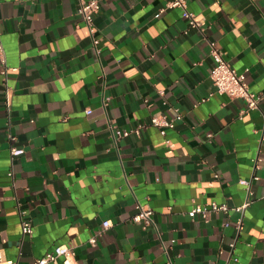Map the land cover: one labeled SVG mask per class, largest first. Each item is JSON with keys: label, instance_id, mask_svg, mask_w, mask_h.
Masks as SVG:
<instances>
[{"label": "crops", "instance_id": "0c3cea01", "mask_svg": "<svg viewBox=\"0 0 264 264\" xmlns=\"http://www.w3.org/2000/svg\"><path fill=\"white\" fill-rule=\"evenodd\" d=\"M81 1L0 0L4 257L33 264L65 244L74 264H264V0H186L198 29L172 0H100L99 55ZM210 43L258 109L240 116L246 102L216 92ZM110 123L132 133L115 143ZM210 202L229 212L188 216ZM138 203L154 226L133 222Z\"/></svg>", "mask_w": 264, "mask_h": 264}, {"label": "built area", "instance_id": "2783aa9c", "mask_svg": "<svg viewBox=\"0 0 264 264\" xmlns=\"http://www.w3.org/2000/svg\"><path fill=\"white\" fill-rule=\"evenodd\" d=\"M168 7L170 8H180L182 10L183 17L187 20L190 28L198 29L201 25L197 20L196 15L188 10L186 0H172L168 3ZM100 8V0H89V1H81L78 13L84 20L86 27L91 36L92 46L97 55L100 54L99 49V39L96 35V28L94 25V16L97 14ZM210 55L213 59V69L211 72V79L213 85L216 89V92L221 95H226L230 98L242 99L246 102L247 109L246 111H242L240 116L244 115L247 112L258 109L259 103L261 100V96L251 91L247 82L245 72L239 73L235 70L229 61H227L224 57L223 52L218 49L214 43H210ZM3 53V48L0 46V54ZM5 66V64L3 63ZM6 67V66H5ZM6 70V69H5ZM6 73V71H5ZM9 103H7V109L9 110ZM178 115V109L174 110ZM87 114L91 112L87 110ZM151 123L153 126L157 127L161 134H165L166 130L172 129L175 126V119H166L161 116L152 117ZM109 130L112 134L113 140L117 143L123 137H127L132 133L129 130H121L116 129L113 124H109ZM138 133V130H133ZM264 141V138H263ZM167 143L170 145L169 141ZM11 157L16 158L21 156L24 153V150L17 147H12ZM12 176V172L9 174ZM258 179L257 177H253L252 179H241L239 183L243 185L248 191V195H251V184L252 180ZM250 200L247 199L244 204L240 207L235 208L238 212H244L245 209L249 206ZM229 206L226 204H218L216 202H210L206 204H197L192 207L188 211V216L190 218H195L196 216H200L202 219H208L210 214L216 213H224L227 214L229 212ZM18 212L21 218V232L23 235L31 236L33 234V227L29 220L25 219V211L21 210L18 207ZM154 212L151 208L146 207L140 203L136 206V213L132 217L133 222L140 223L143 225V228L154 226ZM110 221H106L103 223L104 228H108L110 226ZM228 224L226 223L225 226ZM242 225V220H239L237 226L240 227ZM89 243L92 245L96 244V239L91 238ZM234 247V244L231 245ZM167 254V263L173 264V261L170 259L168 253ZM75 253L72 247L68 245H58L53 250L47 252L42 258L36 260L33 264H58L62 261L63 264H74ZM234 262H237V259H234ZM0 264H17L16 260L6 259L0 251Z\"/></svg>", "mask_w": 264, "mask_h": 264}]
</instances>
